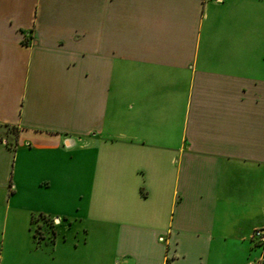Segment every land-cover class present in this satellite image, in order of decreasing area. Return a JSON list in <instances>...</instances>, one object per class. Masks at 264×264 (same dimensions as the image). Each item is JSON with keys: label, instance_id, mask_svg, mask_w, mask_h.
<instances>
[{"label": "crops", "instance_id": "1", "mask_svg": "<svg viewBox=\"0 0 264 264\" xmlns=\"http://www.w3.org/2000/svg\"><path fill=\"white\" fill-rule=\"evenodd\" d=\"M8 129L0 264L264 262V0H0Z\"/></svg>", "mask_w": 264, "mask_h": 264}, {"label": "rangeland", "instance_id": "2", "mask_svg": "<svg viewBox=\"0 0 264 264\" xmlns=\"http://www.w3.org/2000/svg\"><path fill=\"white\" fill-rule=\"evenodd\" d=\"M4 134H5L6 137L4 135H0V142L5 141L10 147H12V145L14 143V133H13V131H11V129H8V131H6ZM44 222L45 223H43V224L46 225L45 226V230L49 233L50 237L53 236V224L50 223V227H48L47 224H46V221H44ZM35 231H36V233H35L36 237L39 236V230H35ZM251 245H253V243H251ZM253 247L255 249H257L259 252H261L262 249H264L262 246H255L254 245ZM4 264H7V262L5 261ZM246 264H257V263L255 262V260H252L251 262L246 263Z\"/></svg>", "mask_w": 264, "mask_h": 264}, {"label": "built area", "instance_id": "3", "mask_svg": "<svg viewBox=\"0 0 264 264\" xmlns=\"http://www.w3.org/2000/svg\"><path fill=\"white\" fill-rule=\"evenodd\" d=\"M250 240L253 245L259 244L264 248V229L254 230L250 235ZM112 264H117L116 262Z\"/></svg>", "mask_w": 264, "mask_h": 264}, {"label": "trees", "instance_id": "4", "mask_svg": "<svg viewBox=\"0 0 264 264\" xmlns=\"http://www.w3.org/2000/svg\"><path fill=\"white\" fill-rule=\"evenodd\" d=\"M255 246H261V245H259V244H256ZM260 264H264V262H262V263H260Z\"/></svg>", "mask_w": 264, "mask_h": 264}]
</instances>
